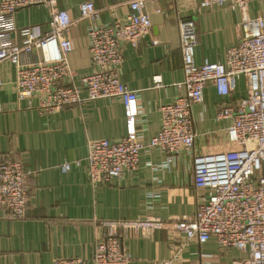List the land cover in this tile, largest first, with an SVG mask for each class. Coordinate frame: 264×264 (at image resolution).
<instances>
[{
	"label": "crops",
	"instance_id": "0c3cea01",
	"mask_svg": "<svg viewBox=\"0 0 264 264\" xmlns=\"http://www.w3.org/2000/svg\"><path fill=\"white\" fill-rule=\"evenodd\" d=\"M83 1L57 0V7L68 11L72 19L67 31L71 42L67 60L78 88L81 77L92 71L87 36L90 21L79 15ZM90 1L99 13V25H108L130 12L131 0ZM198 2L147 0L149 33L138 47L124 45L119 78L138 94V128L143 141L160 127L159 106L184 92L179 86L183 81L179 19L195 23L194 60L198 65L205 60L224 62L227 48L241 35L240 9L224 5L197 10ZM261 11L256 1L247 6L250 16ZM49 17L43 5L18 9L12 38L22 44L24 37L18 30L29 26L43 35L49 30ZM40 58L36 50L23 54L21 61L36 62ZM16 72L11 61H0V155L19 160L34 174L27 216L12 219L0 211V264H52L56 258H81L93 264L96 242L109 231L101 224L104 221L140 224H117L113 228L120 236L122 249L130 255L128 264H157L167 258L169 225L175 219L193 218L197 202L208 193V189L195 188L191 156L183 154L174 164H167L166 156L153 149L141 155L132 172L94 187L85 171L87 144L125 135L121 102L98 98L42 113L37 108V97L18 98ZM245 95L241 75L230 96H219L210 84L204 88L202 104L193 109L196 154L234 148L226 133L229 121L217 120L215 115L224 103L235 104ZM64 161L71 163L66 172L60 169ZM147 219L164 226L144 224ZM247 256L246 251L236 248L223 249L211 237L204 243H188L175 264H240Z\"/></svg>",
	"mask_w": 264,
	"mask_h": 264
},
{
	"label": "built area",
	"instance_id": "2783aa9c",
	"mask_svg": "<svg viewBox=\"0 0 264 264\" xmlns=\"http://www.w3.org/2000/svg\"><path fill=\"white\" fill-rule=\"evenodd\" d=\"M146 1L131 0L128 15L108 25L96 24L99 13L92 1L79 4L80 17L90 21L87 36L92 71L81 77L78 88L67 60L71 50L67 31L72 23L68 11L59 9L57 0H0V61L7 59L16 65L18 98L37 97V108L42 113L98 98L121 102L125 135L120 139L90 140L87 144L85 171L94 187L132 172L138 167L141 155L153 149L166 156L167 164H174L183 154L191 156L195 188L208 189L207 197L197 202L193 218L171 222L169 255L157 264H175L188 243H204L211 237L223 249L246 251L248 256L240 264H264V0H199L197 10L228 5L243 14L241 35L227 48L224 62L205 60L196 64L195 23L191 19H179L183 69L179 86L184 92L159 106L160 127L143 141L138 128V94L120 80L119 68L124 45L138 47L150 31ZM251 1H256L262 9L254 16L247 14ZM30 5L48 9L49 30L38 35L35 27H22L18 31L24 41L19 44L11 36L16 31L14 14ZM36 50L40 53L39 61H21L23 54ZM240 75L244 78L246 95L235 104L224 103L215 115L217 120L229 121L226 133L234 148L196 154L193 109L202 104L204 88L210 84L219 96H230ZM70 164L64 161L60 169L68 171ZM33 174L19 160L0 155V211L6 216L12 219L27 216ZM101 224L109 231L96 242L93 264H128L130 255L122 249L120 236L113 228L117 224H140L110 221ZM144 224L164 226L153 219H147ZM52 264L87 262L81 258H56Z\"/></svg>",
	"mask_w": 264,
	"mask_h": 264
}]
</instances>
